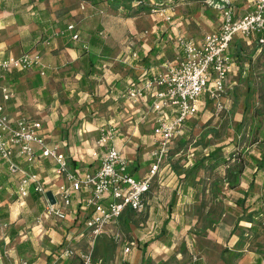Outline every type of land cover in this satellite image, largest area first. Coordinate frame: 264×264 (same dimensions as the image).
Returning <instances> with one entry per match:
<instances>
[{
	"label": "crops",
	"instance_id": "obj_1",
	"mask_svg": "<svg viewBox=\"0 0 264 264\" xmlns=\"http://www.w3.org/2000/svg\"><path fill=\"white\" fill-rule=\"evenodd\" d=\"M215 2L216 6H210L207 4L206 0H166L163 9L165 14L171 17L170 21H166L163 16L156 13L131 19L136 21L147 19L150 25H152V34H150L149 37L154 35L153 38H155V34L159 31L162 33L163 31H168L171 37L174 38V42L179 36L183 35L196 43L200 42L206 34L219 30L224 19V13L221 10L223 7H226L225 9L230 8L232 12H234L235 19H240L248 13L250 10L249 6L251 5V0H230L228 6H225L221 0H215ZM19 3V0H0V59L10 56H19L37 48L44 54L47 76H41V78L38 79L37 75L39 72L34 69L31 72H27L20 79L10 77L11 81L9 80L7 85L15 91L16 97L7 106L9 116L13 119H17L19 116H26L41 121L44 126L43 133L47 137L48 144L50 146L51 144L57 145L65 152L72 168L77 165L76 167L89 172L98 171L101 167V156L105 148L96 146V140L100 138V128L109 124L117 126L118 133L116 139L108 145L118 148L123 154V157L129 164L128 172L131 176L136 179L147 177L154 164V158L152 154H150L151 150L149 151V149L145 147V145L149 143V140L152 137L154 138L153 127L157 113L152 110L153 98L148 96V99L134 102L128 98L127 93L122 96L117 95L114 93V89L119 85L120 81L121 84H124V92H127L131 83L134 82L132 79L137 81L134 82L136 85H139L138 82L143 79V76L149 77L163 72L158 69L159 67L164 68L167 65V54L165 49L160 52L158 51L155 56L151 55V50L154 46L155 48L160 47L158 39H156V41L152 39L150 43H147V41L145 43H140L138 47H135L137 48L135 50L140 58L142 56L146 58L150 53L153 59L151 68L134 67L133 62L135 58L129 61V59L126 58L127 54H124V52H117V57H114L112 62L109 63L105 69L104 74L98 78V80H103L108 83V85L110 84L107 92H109V96L112 97L113 105L107 106L101 114L97 113L98 115H96L98 117L95 121H85L83 125H81L76 122V116L73 118L70 113L64 116L59 110L64 107L63 101L66 93H75V87L72 85L77 84L82 87L81 79L85 75L84 66L80 58L82 39L85 37L83 41L88 42L90 34L97 32L102 33L104 37V31H97L102 28L103 23H98L96 28H91L87 26L86 21L89 20V22H92L96 17H101L100 15L104 13H106V17H112L114 14L119 21L122 16L119 14V11L112 12L106 9L105 11H98V9L92 7L89 0H28L25 2V5L18 6ZM26 4L29 5L28 8ZM18 7H23L27 12H30L31 9V13H28L30 17H27V19L31 20L28 21L19 17L17 11H15ZM82 7H84V9H82ZM63 10L65 11L64 14L67 19L70 18L75 20L72 21V24L75 25L77 34H80V38H82L80 41H74L72 33H67L64 37L53 38V35H57L56 33L67 27L64 25L65 22L61 23L58 19V15H60L59 12ZM97 12L100 15L96 14ZM126 20L128 21V19ZM191 25H193V27H191ZM77 28H79V30ZM239 37L240 36L235 37L230 44V53L232 52L233 55L239 46ZM48 39L51 40V45L48 48L43 44H39L41 41ZM243 43L244 42H242V45ZM106 44L110 45L113 49L115 48L114 44L112 45L107 42ZM243 50L246 53L244 45ZM181 53L180 50V55ZM120 56H124L122 61L120 60ZM178 57H174L172 61ZM124 60L129 62V64L127 65L128 67H123L122 70L118 65L120 63L123 64ZM233 61H236L237 64H241L236 58H234ZM133 68L139 71L137 73L138 75L135 70L129 74L130 70ZM234 70L235 68L233 66L232 72L229 75V84L234 79L232 77L236 76ZM97 81H95V85H97ZM87 97L88 94H84V99ZM66 112L67 111H65V113ZM151 121V129H148L147 125ZM81 126L86 129L85 132L93 133L90 134V136H95V145L89 149L88 156H80L75 151L76 148H73L72 144L69 142L71 141L72 130H76V127L81 129ZM64 130L70 133L67 138L63 137ZM50 133L55 136L52 141L58 143L49 142ZM61 144L65 145L67 150L62 148V146L60 147ZM91 152H93V154ZM166 158L169 159L168 157ZM168 164H170V162H168ZM21 165L27 168L26 170H28L30 174H36L46 184L49 191L56 192L58 187L64 183L63 178L56 176V165L52 160L41 161L35 166H29L24 162H22ZM9 177L12 178L7 164H0V184L6 187L8 191L12 186H15L14 183L11 185L10 181L12 179ZM199 183L200 182L196 181V185L195 183L184 185L179 182L175 188L176 195H179V197L177 199L175 198L177 212L172 214L171 218L172 222L176 218L177 222H175L178 223L180 228L183 227V224L188 218L200 222V220L204 219L206 216L211 217L216 215L214 210L210 211L208 208L202 207V203L207 202L210 197L208 195L203 196L202 192L199 190L201 186V183L200 185ZM32 189H34V187H32ZM150 194L151 190L146 197V208L149 205L148 200ZM261 196H263V194H261ZM6 199L7 201L5 204L9 205V209L3 210L1 213L2 215L8 216L2 221L3 223L5 222L4 225L6 228L4 229L7 231H5L4 235H0V264H18L22 260L27 261L28 264H80L76 259H61L60 255L63 252H58V245L60 244H67V249L71 248L77 252H87L90 248V243H92L91 234L90 231L86 229L85 224H83L85 214L80 207L76 208L74 212L78 211V214L83 218L82 221H74L71 218L72 215L70 212V216L68 220L64 222V225H61L59 228H52L51 226L48 227L49 221H61L56 218L48 219L39 226L37 225V220L42 215L40 213H35L37 216L33 218L32 224L27 225L25 219L26 215L29 213V208L25 207L24 203L13 204L11 201L8 202L10 195L7 196ZM41 199L45 204V199H43L42 196ZM139 214L141 213L135 212L134 220ZM226 215L225 213L224 216ZM131 226H133V224H130V228ZM155 226L156 224L154 221L152 229H155ZM80 227L84 228L83 230L87 231V234L77 237L74 234H76L77 228ZM11 229L19 232L16 238L11 239ZM214 229H216V227ZM1 230L3 229H0V231ZM175 231L177 232V230L172 231L174 235L176 234ZM208 232L210 234H215V239L217 241H221L223 238L226 243L225 247L220 250L218 261L213 263L212 260H210L211 263L209 261V264H244V261L245 264H264L263 255L255 254L253 251L249 252V243L243 245L242 250H237L238 248H236L235 245L239 237L234 235L233 231L227 234L221 231L217 232V230L213 232L211 229L207 231V234H190V236H192L191 243L194 246H199L201 249L203 240H207L206 236ZM219 235L220 237H218ZM188 236L189 235H187V237ZM246 236L248 235L246 234ZM175 240L176 238L173 237L172 244L169 246L164 244L159 246L153 241L147 250L149 262L145 264L180 263L181 261H179V259L182 258L185 247L181 250V247H177ZM231 240H233V242H230ZM131 243H134L135 246L132 247L131 252L125 253V249L131 246ZM125 246L122 255L127 256L133 253L134 255L130 260L128 259V262L126 260L124 261L129 264H143L142 245H137V241H130L127 242ZM120 249L121 246H119L117 251L118 262L120 261ZM225 249H227V251L223 252ZM240 251L243 253L241 255L243 260L241 261L236 259ZM192 256H194L192 259L193 261H195L194 259L199 261L189 264H203L202 261L203 259L205 260L204 257L197 259L195 255Z\"/></svg>",
	"mask_w": 264,
	"mask_h": 264
},
{
	"label": "built area",
	"instance_id": "obj_2",
	"mask_svg": "<svg viewBox=\"0 0 264 264\" xmlns=\"http://www.w3.org/2000/svg\"><path fill=\"white\" fill-rule=\"evenodd\" d=\"M221 1L225 6L230 3V0ZM206 2L210 6H216L215 0ZM250 3V10L240 19H235L230 8L223 7L221 10L224 19L219 30L206 34L200 42L195 43L183 35L179 36L176 44L182 53L178 58L167 63L162 73L148 77L139 85L131 83L128 98L139 102L148 99V96L152 97V110L157 113L153 130L154 142L158 148L152 154L154 164L149 175L143 179L131 176L128 172L129 164L123 154L118 148L108 145L116 139L117 126L109 124L100 128L97 146L105 148L101 156V167L95 172L82 173L72 168L67 155L57 145L48 144L41 121L26 116H19L17 119L10 117L7 106L15 98V94L5 83L6 74L16 70L31 72L36 69L45 76L47 67L43 52L37 48L19 56L0 59V159L8 163L13 174L21 175L19 193L22 198L29 196L34 185L35 191L45 199V211L38 218L37 225L41 226L46 220L53 218L61 222L67 221L73 205V195L85 194L82 210L92 243L87 252H77L71 248L63 251L61 259H76L80 264H94V241L104 229L116 224L127 209L136 213L145 211L152 178L163 167L171 141L182 134L186 121L197 115L202 94L209 95L216 112H222L229 90V75L234 66L229 54L230 44L238 36L244 39L259 38V44H264V0H251ZM152 13L163 16L166 21L171 20L163 8L153 10ZM75 31V25L70 24L56 34L64 37L67 33H72L73 40L80 41L81 38ZM42 44L48 48L51 40ZM131 55L133 58L138 56L136 52ZM18 159H23L29 166H33L38 160H52L56 165V176L63 178L64 183L56 192L49 191L36 174L32 175L16 164ZM48 192H52L56 198L55 204H51L47 198ZM130 245L125 253L131 252L135 246L134 243ZM18 264L28 262L22 260Z\"/></svg>",
	"mask_w": 264,
	"mask_h": 264
},
{
	"label": "rangeland",
	"instance_id": "obj_3",
	"mask_svg": "<svg viewBox=\"0 0 264 264\" xmlns=\"http://www.w3.org/2000/svg\"><path fill=\"white\" fill-rule=\"evenodd\" d=\"M27 1L28 0H19L20 3L18 6L25 5V2ZM153 2L155 5L159 4L157 0H153ZM28 6L29 5H27V8ZM15 11H17L18 16L22 19H26L28 21L31 20L27 19L29 16L28 13H31V9L30 12H27L23 9V7H18ZM59 13L60 15H58V19L61 23L65 22L64 25L68 26L73 23L72 21H75L70 18L67 19L65 17L64 10ZM96 14L99 13L97 12ZM100 16L101 17H96L92 22H89V20L86 21L87 26L96 28L98 23H103L102 28L97 31H104L103 38L105 42L112 45L114 44L116 52H124V54H127L126 58L129 59V61L130 59L134 60L133 56L131 57V54L137 52L135 50L137 48L135 47H138L140 43H145L146 41L147 43H150L153 39L154 35L149 37V35L152 34V25H150L147 19L136 21L130 18L127 21L123 17H120L119 21L114 14L112 17H106V13ZM191 27H193V25H191ZM77 29L79 30V28ZM56 37L58 36L53 35L54 39H56ZM44 41L46 40H43L42 42ZM243 42L244 49L246 51V60L241 59V64H237L236 61H233L235 64L234 72L236 73V76L232 77L234 79L229 84V90L224 99L225 104L222 112L219 111L216 113V111L212 112V110L207 109L206 114H200L197 118H194L193 122H200L196 127L193 139L188 144L189 146L187 148H183L182 151L179 150L180 148L178 145L182 138V134L177 135L171 141L169 146L172 147L175 155H173L172 158H169V160L166 158L167 160L164 161V166L152 178L153 180L151 194L149 195L150 197L148 200V207L144 213L135 217L133 223L131 222V224H133L131 228L130 226H126L124 222L118 221L116 224L109 225L104 229L105 231H103V233L94 241V249H96L93 259L94 264H124V260L128 262V259L130 260L134 253L123 256L122 253H124V248L126 247L125 245L130 241H137V245H139V243L149 241V239L154 236V229H152L153 222L155 221V224H159L161 226L167 219V208L173 199V194L175 193L176 195L175 188L180 179H182L181 181L184 180V185H190L195 181L201 182L199 189L200 192H202L203 196L208 195L210 197L207 202L202 203V207L204 206L210 211L214 210L216 215L211 217L206 216L204 219H201L200 222H196L188 218L182 228H180L178 223H176V218L173 222H170L171 228L177 230V232L175 231V235L173 232H169L168 237L171 240L173 237L176 238L175 243L177 244V247H181V250L185 247V252L183 253L182 258L179 259L181 262L178 264L193 263L194 261L192 259L194 256L192 255H195V258L197 259L204 257L205 260L203 259V264H209L210 260H212L213 263L218 261L220 250H222L226 244L223 238L221 241H217L215 239V234H210L208 232V235L206 236L207 240H203L201 249L199 246H194L191 243L192 236H190V234H207V231L211 229L213 232L217 230V232L221 231L227 234H229L228 232L233 231V234L239 237V240L235 245V247L238 248L237 250H242L243 245L249 243V252L253 251L255 254L264 256V212L263 214H258L255 217V223H249L248 220L247 222L245 220L240 222L237 227V217L235 215L228 214L226 210H224V204L235 203L239 196L237 190H233V192L230 191L228 184L225 182L228 167L220 166L216 168L215 171L211 172L201 170L195 179L183 176L184 171L191 166L193 160H199V157L202 155H208L209 151L205 148L207 143L212 144L214 147L223 148L221 156L226 160H233L230 167L239 164V155L247 157L248 154H256L255 148L257 147V144L252 145L254 124L257 119H264V47H259L257 42L253 39L245 38ZM175 47L176 48L174 50L169 49V47L165 48V52L167 54L166 63H170L174 57L180 56V47H178L176 43ZM123 57L124 56H120L121 61ZM123 62V64L120 63L118 65L122 68V70L123 67H128L127 65L129 64V62L125 60ZM158 70L162 72L165 70V67H159ZM135 72L137 74L139 71L135 70ZM96 83L97 85L94 84L93 87H86L84 89L80 85H72L75 87L76 92H78L77 98L79 99L80 105L87 102L86 106L89 107V111L91 112L89 114L88 109L84 110L82 114H80L81 120L77 121L78 124L83 125L85 121H95L99 113L101 114L107 106L113 105L112 97H110L109 92H107L110 84L108 85V83L103 80H98ZM249 84L251 85L250 92L247 90ZM117 87L119 89H123L124 84ZM84 94H88L86 99H84ZM59 111L66 116L69 110L68 108L63 107V109ZM65 111L67 112L65 113ZM201 115L203 116L202 118L200 117ZM151 125L152 121L147 125V128L151 129ZM104 126L107 127V125ZM185 127L187 126L185 125ZM85 130L86 129H84L83 126H81V129L76 127V130H72V136L70 138L71 141H69L73 148H76L75 151L80 156H88L89 149L95 145V136H90V134L93 133L87 131L85 132ZM49 137L50 143H58L56 141H52L53 137H55L52 133H50ZM98 141L99 140H96V142ZM61 146L66 149L65 145L61 144L60 147ZM145 147L149 149V151L151 150L150 154H153V152L158 148L153 137L149 140V143L145 145ZM91 153L93 154V152ZM168 162H170V164H168ZM176 172H179V174L182 175V178H179L178 175H176ZM259 193L263 194V200L262 202H259V204L264 205V186L261 187ZM178 197L179 195H176V199ZM10 201L11 200L8 202ZM246 206L249 209L248 214L256 208L253 207L250 209L248 204H246ZM7 209H9V205L6 210ZM35 210L36 209H34V207H29L28 215L32 216V214L35 213ZM237 210L243 211L241 208H237ZM74 211H76V207L71 210V218L74 221H82L83 218L80 214H78V211ZM225 213L227 214L226 216H224ZM30 216L27 219H30ZM36 216L37 215H34V217ZM4 218V216H0V229H3L0 231V235H4L5 231H7L4 229L6 228L4 225L5 222H2L4 221ZM61 225H64V222H57L55 220L48 222V227L51 226L52 228H59ZM252 226H254V228L250 229ZM215 227L216 229H214ZM83 229L84 228L82 227L77 228V232L74 235L77 237H81L82 235L85 236L87 231H84ZM246 234L248 236H246ZM187 235L189 236L187 237ZM218 237H220V235ZM230 242H233V240ZM119 246H121V249L119 252L120 261L118 262L117 251ZM242 254L243 253L240 251V253L236 256V259L240 261L243 260L241 258Z\"/></svg>",
	"mask_w": 264,
	"mask_h": 264
},
{
	"label": "trees",
	"instance_id": "obj_4",
	"mask_svg": "<svg viewBox=\"0 0 264 264\" xmlns=\"http://www.w3.org/2000/svg\"><path fill=\"white\" fill-rule=\"evenodd\" d=\"M89 1L92 7H95L96 9L99 8L98 11H105V9L111 10L112 12L119 11V14L124 19L129 20L130 18H136L139 16H143V15L146 16L147 14H152L153 10L162 9L163 7H165L166 0H157L159 3L157 5L154 4L153 0H89ZM76 33L77 32L75 31V34ZM239 38H240V42L238 45L240 47L239 46L237 47V50H235L234 55L232 54V52L230 53L231 49H229V54L233 55V56L231 55L233 60L234 58H236V60L241 61V59H245L246 57V53L244 52L243 45H242V42L245 39L242 38L241 36ZM156 39H158V43L160 44V47L155 48L154 46L153 49L151 50L152 52L151 55L155 56L158 53V51L159 52L163 51V49L168 48V47L169 49H173V50L176 48L174 45L176 41L174 42V38L171 37V34L168 31H163V33L159 31L158 33L155 34V38H153V41H156ZM251 39L255 40L257 42V45H259V47L261 48L264 47V44L262 45L259 44L258 42L259 38H251ZM82 41H81V47H80V50H81L80 58H81L82 65L84 66L85 75L82 77L81 82H82V88L84 89L86 87H93L95 81H97L98 78L104 74L105 69L107 68L108 64L112 62L114 57H117L118 53L116 52L115 48L113 49L110 47V45L106 44V42L103 39L102 33H99V32L92 33L90 34L88 38V42L86 41L82 42ZM41 43L43 42L41 41ZM152 61L153 59L149 53V55L146 58L143 56L141 58L137 56V59L134 60L133 65L134 67L137 66V67H143L147 69V67L151 68ZM134 70L135 68L131 69L129 74H131V72H134ZM26 73L27 71L21 72V71L16 70V71H12L9 74H6V77H5L6 85L9 83L8 81L10 80V77H14L15 79L16 78L20 79ZM41 76L42 75L38 73L37 75L38 79L41 78ZM46 76H47V71H46L45 76H42V77H46ZM147 78L148 76L147 77L143 76V79L139 81L138 83L139 84L143 83L145 79ZM132 81L137 82L134 79H132ZM120 85L121 83L119 81L118 86ZM10 89L15 94V91H13L11 87ZM247 90L248 92L251 91L250 84L248 85ZM82 91H86V90H82ZM124 91H125L124 88L119 89L117 86L114 89V93H116L117 95H121V96L125 95L126 93L128 94V90L127 92H124ZM201 96L202 97L200 99V106H199L197 115L187 120L182 128L183 129L182 138L178 143L179 148H180L179 150L181 151L183 148H187L189 146L188 144L193 139L196 127L198 126L200 122V121L193 122V119L197 118L200 114L202 115L206 114L207 109L212 110V112L216 111L214 103L210 99L209 95L204 93ZM15 97H16V94H15ZM77 97H78V92L75 91V93L73 94L68 92L66 93V96L64 97V101H63L64 107L68 108L69 110L68 113H70L71 116L72 115L76 116V122L81 120L80 114H82L84 110L88 109L89 111V107L86 106L87 102H84L82 105H80L79 99ZM90 113L91 112L89 111V114ZM202 115L200 116L201 118L203 117ZM185 125L187 127H185ZM69 134L70 133L68 131L67 132L64 131L63 137L67 138ZM252 143H253L252 145L257 144V147L255 148L257 155L252 154V153L248 154L247 157H243V155H239V159H238L240 160L239 164L236 166H232V167L230 166L232 165L233 160L232 159L226 160L221 156V152L223 149L222 147H214L212 144L207 143L205 148L209 151L208 155H202L201 157H199V160H193L191 166L187 170H185L183 173L184 177H192L195 179V177L198 175L199 171L201 170L211 172V171H215L216 168L220 166L228 167V170L226 172L225 182L228 184L229 190L232 192L233 190H237V193L239 194V196L237 200L235 201V203L224 204L225 205L224 210H226L228 214L235 215L237 217L238 219V222L236 225L237 227L239 226L240 222L245 221V220L246 222L248 220L249 223L250 222L255 223L256 222L255 217L258 214H263L264 212V205L259 204V202H262L263 200V196H261V194L259 193V190L261 189V187L264 186V119L262 118H260L259 120L257 119L254 124V135H253ZM173 155L175 154H174V151L172 150V147L170 146L167 157L172 158ZM43 161H49V160H43ZM15 162L17 165L21 166L22 168H24L21 165L22 162L26 163L23 159H18ZM40 162L41 160L36 161L33 166H35L37 163H40ZM0 163L7 164L9 173L12 176V178L9 177L10 179H12L10 183L11 185L12 183H14L15 185V186H12L11 189L8 191L6 187L0 184V213L3 212V210H6V208H8V205L5 204V202L7 201L6 199L7 196L10 195L9 200H11L13 204L24 203V206L27 208L34 207V209H36L35 210L36 214L40 213L41 215H43L46 204H44V202L42 201L41 194L35 191V186L34 185L32 186L34 187V189H32L31 187L29 196L27 198H22L19 193V180H20L21 175L13 174L10 170L8 163L5 160L2 159ZM76 166L77 165H75L73 169L77 172L80 171L84 173L87 171V170H82ZM24 169L26 170L27 168H24ZM176 175H178L179 178H182V175L179 174V172H176ZM181 180L182 179H180L179 182L183 184L184 180L183 181ZM194 183L196 185V181ZM245 185L247 188L245 187ZM173 195H174L173 199L171 200L167 208L168 218L163 222L161 226L159 224H156L155 229H154V236H152V238L149 239V241L139 243L140 245H142L143 264L149 262L147 250L153 241H155V243L158 244L159 246H161L162 244L166 246H169L172 244V240L168 237V233L174 230L171 228L170 222L172 221V218H171L172 214L177 212L176 207H175L176 195L175 193ZM73 196L75 197H73L72 208L80 207V209H82L85 204L84 203L85 194L79 193ZM246 204H248V207H250V209L253 207H256L255 210L250 212V214H248L249 209L247 208ZM237 208H241L243 211H239L237 210ZM35 213L32 214V216L28 214L26 215L25 222L27 225L32 224V220L34 218ZM134 215H135V212H133L130 209H127L124 212V214L121 216L119 221L124 222V224L129 227L131 222L133 223L134 221ZM0 216H4L6 218L7 215H4V214L2 215L1 213ZM29 216L31 217L30 218L31 220L27 219ZM85 222H86V219L84 220V224ZM253 228L254 226L250 227V229H253ZM10 232H11L10 234L11 239L16 238L19 234V232H16V230H12V229ZM66 246L67 244L58 245L59 247L58 252L65 251L67 249ZM226 251L227 249H225L223 252H226ZM197 261H194V263H197ZM125 264H129V263H125Z\"/></svg>",
	"mask_w": 264,
	"mask_h": 264
},
{
	"label": "water",
	"instance_id": "obj_5",
	"mask_svg": "<svg viewBox=\"0 0 264 264\" xmlns=\"http://www.w3.org/2000/svg\"><path fill=\"white\" fill-rule=\"evenodd\" d=\"M47 198H49L51 204H55L56 203V198L53 197V193L52 192H48L47 193Z\"/></svg>",
	"mask_w": 264,
	"mask_h": 264
}]
</instances>
